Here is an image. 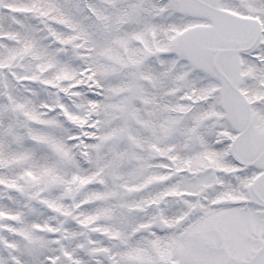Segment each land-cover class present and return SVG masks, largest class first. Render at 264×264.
<instances>
[{
	"label": "snow or ice",
	"instance_id": "obj_1",
	"mask_svg": "<svg viewBox=\"0 0 264 264\" xmlns=\"http://www.w3.org/2000/svg\"><path fill=\"white\" fill-rule=\"evenodd\" d=\"M0 264H264V0H0Z\"/></svg>",
	"mask_w": 264,
	"mask_h": 264
}]
</instances>
